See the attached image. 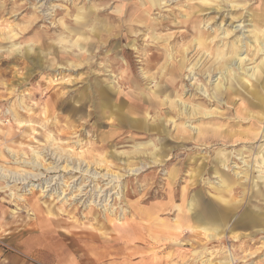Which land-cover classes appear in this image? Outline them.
<instances>
[{
    "label": "rangeland",
    "instance_id": "rangeland-1",
    "mask_svg": "<svg viewBox=\"0 0 264 264\" xmlns=\"http://www.w3.org/2000/svg\"><path fill=\"white\" fill-rule=\"evenodd\" d=\"M148 2L0 0V264H264V222L238 219L264 213L252 186L264 188V137L254 134L264 109L250 104L253 89L264 98V73L244 70L264 57L247 48L251 29H264V0ZM238 39L246 67L230 68L244 86L226 81L218 97L216 52L230 60ZM157 88L152 108L143 96ZM99 94L112 102L102 111ZM117 102L138 104L126 113L137 126L109 114ZM226 199L237 208L222 220ZM214 225L220 236L202 229Z\"/></svg>",
    "mask_w": 264,
    "mask_h": 264
},
{
    "label": "bare ground",
    "instance_id": "bare-ground-1",
    "mask_svg": "<svg viewBox=\"0 0 264 264\" xmlns=\"http://www.w3.org/2000/svg\"><path fill=\"white\" fill-rule=\"evenodd\" d=\"M149 2H148V7L150 6V5H156V4H158L159 3V1L160 0H148ZM146 5V6H147ZM121 19V18H120ZM240 25V24H239ZM236 26H238V24L236 25ZM253 26V25H252ZM239 27V26H238ZM237 27V28H238ZM252 30V32H254V37H253V39H252V43L253 44H249V47H247L248 49H250V51H251V53L249 54V56L251 57V59H252V56H253V54L255 53V52H257V53H259L260 51H262V52H264V47L263 46H259L258 47V45H259V40H260V37L261 36H264V29H259V28H253V29H251ZM226 33V31H222V34L224 35ZM260 33H262V34H260ZM227 34V33H226ZM63 37V36H62ZM194 41V40H193ZM262 42L264 43V39L262 40ZM75 44H76V42H74ZM250 43V42H249ZM196 44L198 45V46H200L201 48H205L207 51H208V48L207 47H209V43L207 42V37H205V35H200L197 39H196ZM195 44V45H196ZM242 47H243V45H242V40L241 39H238L235 43H234V45L231 47V50H230V60H229V58H227L226 56H228L227 55V53L224 51V50H218L217 52H216V59H218V63H220V67L222 68L221 70H220V68H219V73H220V75L217 77V79L219 78V81L216 83V85H215V93H216V95L219 97V96H221L222 95V87L223 88H225L226 87V85H225V82L227 81L228 83H229V87L231 88V89H233L234 91H236V86L237 85H239L240 87H243L244 86V79H242L241 77H239L238 75H236V73L235 72H233L231 69L232 68H230V65H235L236 66V68H238V69H243L244 67H246V66H243V63L245 62V60H246V56H244L243 55V53H244V51H246V49L244 50V51H242ZM244 47H246V46H244ZM243 47V48H244ZM157 49H159L158 47H156ZM80 49V48H79ZM247 49V50H248ZM166 56V55H165ZM247 56H248V54H247ZM254 58V57H253ZM159 59V55L158 54H155V53H152L150 56H148L147 57V59H146V68H152L153 66H154V62L155 61H157ZM185 60V59H184ZM229 60V62H227ZM217 61V60H216ZM233 61V62H232ZM249 61V60H248ZM251 61V60H250ZM246 63V62H245ZM166 64V63H165ZM219 65V64H218ZM165 66V65H164ZM218 67V66H217ZM181 68V67H180ZM162 69V68H161ZM159 70V69H158ZM166 70V69H165ZM164 70V71H165ZM217 70H218V68H217ZM244 70H246V71H250L249 72V76H251V77H254L255 75L257 76V75H259V74H261V73H264V57H263V59H262V61L260 62V63H258L257 65H253V66H250V67H246ZM163 72V71H162ZM233 72V73H232ZM257 72H259V73H257ZM191 73V72H190ZM153 75V74H152ZM160 74L159 73H157L156 75H154L153 77H154V79L155 78H157L158 76H159ZM264 75V74H263ZM257 78V77H256ZM170 81V80H169ZM169 83V82H168ZM236 84V85H235ZM262 86L264 87V83L262 84ZM150 90H152V93H151V95H148V94H145L143 97L146 99V100H148V102L151 104V107L153 108V107H156V105H158V106H161V102L158 100V98H159V96H158V93H160V89H150ZM263 90H264V88H263ZM199 93V92H198ZM205 93V95H206V91L204 92ZM238 93V92H237ZM250 93L254 96V97H252V98H254L253 100H251V102H250V104L252 105V106H254V107H257V108H263L264 109V98L261 96V94L259 93V92H257V91H255L254 89L252 90V91H250ZM259 93V94H258ZM206 96H208V94L206 95ZM99 98H100V103H99V105L97 106L98 107V109H100L101 111L102 110H104V107H106L107 105H108V103H112L111 102V100L109 101V99H108V97L106 96V95H103V94H99ZM143 98V99H144ZM232 100V99H231ZM172 103V101L170 102V104ZM113 108H114V110H111L110 111V115H113V114H122L123 116H125V118H127V120L126 121H128L127 123H128V125H133V126H137V123H138V118H128V116H126V113H129V112H135V111H137V109H138V104H129V105H127L128 106V108H127V110H124V105L122 104V103H120V102H117V103H113ZM157 106V107H158ZM252 108V107H251ZM146 110V109H145ZM125 111H127V112H125ZM180 111L182 112V113H186V114H192V116H196V115H198V114H202V115H204V116H209L210 114H211V111H208V110H202L199 106H194V107H192V109L191 110H189V109H187V107H186V105L185 104H181V109H180ZM264 111V110H263ZM254 114H256V113H253L252 115H254ZM109 115V116H110ZM130 115V114H129ZM157 116H159V115H157ZM261 116H264V112L261 114ZM123 118V117H122ZM257 119V118H256ZM121 121H123L124 123H125V121L124 120H122V119H120ZM114 121H115V119H114ZM114 121H112V123L114 122ZM20 123H21V121H19ZM122 123V122H121ZM156 126V125H155ZM155 126H151V127H149L148 129L149 130H152V128H154ZM188 126L192 129V130H198L199 131V133L202 131V128L201 127H197V126H190V124L188 123ZM156 128V127H155ZM154 128V129H155ZM213 130H214V132H216V134H217V136L218 137H220V138H222V136L224 135L221 131H219V130H221V129H218V127H216V128H213ZM216 130V131H215ZM215 134V135H216ZM255 135H257V137L258 136H260V137H264V128L263 129H261V130H259L258 132H255L254 133ZM229 136H232V135H229ZM36 153V152H35ZM55 154V156L58 154H56V153H54ZM54 154L52 155V156H54ZM37 155V154H36ZM35 156V155H34ZM62 157H63V155L60 153L59 155H58V158H56L57 159V162H58V160H60V159H62ZM35 159V158H34ZM63 160V159H62ZM66 160L68 161V159L66 158ZM79 161H85V159L84 158H81V159H78ZM98 163L99 162H104L105 163V159H103V158H99V159H95ZM262 160H263V167H264V157L262 158ZM32 161V160H31ZM246 161V160H245ZM244 161V162H245ZM28 162V161H27ZM34 163V162H33ZM79 163V162H78ZM81 163H79L74 169H76L77 171H82L81 170V165H80ZM87 169H85L84 170V172H88V165H89V163H88V161H87ZM35 166V165H34ZM41 167V165L40 166H38V169ZM57 167H58V165L56 164V166H54V167H50V169H53L52 171L51 170H49V171H47L48 170V168L46 169V168H44V170L46 171V172H55L56 171V169H57ZM59 168V167H58ZM0 171H1V169H0ZM132 172V171H131ZM259 172H261L262 174L259 176V178L260 179H264V172L263 171H259ZM89 173V172H88ZM222 174V173H221ZM221 174H218L217 175V178H218V182H216L217 183V185H219V186H223V187H225V188H223V189H221L220 191L222 192V193H225V192H231L234 188H235V186L234 185H232V184H234V182H231L229 179H227V178H225L224 179V177L221 175ZM235 175H236V177H238L239 176V172L238 171H235V173H234ZM0 175L1 176H5V175H3L1 172H0ZM28 176V177H27ZM20 177V176H19ZM89 177L91 178V179H95V178H97V176H96V173H92V174H90L89 175ZM99 177V176H98ZM30 179V178H33V179H38V178H42V173H36V174H33V173H29V172H26L25 173V175H23L22 176V178H20V179H22V180H27V179ZM73 180H74V178H72ZM38 181V180H37ZM92 181V180H91ZM110 182V181H109ZM24 183H25V181H24ZM109 183H107L106 185H105V187H104V189H107V188H109V185H108ZM254 188H255V193L258 195V196H262L263 197V200H264V188L263 189H260L259 187H258V185H256V184H254V185H252ZM79 190H81V189H79ZM55 191V190H54ZM103 192V191H102ZM105 192V191H104ZM232 201V200H231ZM231 201H229V200H221V202L222 203H220L219 205H220V212H223L222 213V215H220V218L222 219V220H225L227 217H228V215H230L231 214V211H233V209L234 208H237V204L236 203H232ZM191 206H194V205H192V203L190 204ZM188 211H190V212H192V214H193V216H195L196 214H197V212L195 211V208L193 207H190L189 209H188ZM213 215H215V214H205L204 216H202V217H198V219H199V221L202 223V224H208V222L207 221H209L210 219H212L214 216ZM240 218H246V219H244L246 222L245 223H250L251 225H254V224H256V223H258V222H260V223H262V222H264V213H260L259 211H254V210H249V212L247 211V213H245V214H243V215H239L238 216V219H240ZM178 224V223H177ZM181 223H179L178 224V227H182V225H180ZM180 225V226H179ZM177 227V229H179ZM219 227V226H218ZM186 228H188V227H185L184 228V230H186ZM190 228V227H189ZM191 229H193V230H196L197 228L195 227H193V228H191ZM202 229L203 230H205V231H207V230H211V235H212V237H213V235H214V237L215 236H220L221 234H217L216 233V230H217V227H216V225H214L213 227H202ZM210 234V233H209Z\"/></svg>",
    "mask_w": 264,
    "mask_h": 264
}]
</instances>
